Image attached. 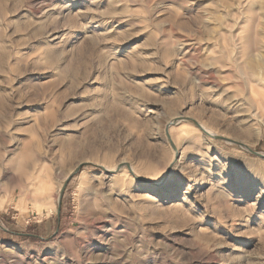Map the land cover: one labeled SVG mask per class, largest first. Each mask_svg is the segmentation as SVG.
I'll return each mask as SVG.
<instances>
[{
  "label": "rangeland",
  "instance_id": "obj_1",
  "mask_svg": "<svg viewBox=\"0 0 264 264\" xmlns=\"http://www.w3.org/2000/svg\"><path fill=\"white\" fill-rule=\"evenodd\" d=\"M263 95L264 0H0V264H264Z\"/></svg>",
  "mask_w": 264,
  "mask_h": 264
},
{
  "label": "bare ground",
  "instance_id": "obj_2",
  "mask_svg": "<svg viewBox=\"0 0 264 264\" xmlns=\"http://www.w3.org/2000/svg\"><path fill=\"white\" fill-rule=\"evenodd\" d=\"M255 49H256V47H255ZM257 52H259V51H257ZM256 52V53H257ZM251 53V52H250ZM250 53H249V55H250ZM253 53V52H252ZM249 55H247V56H249ZM252 55V54H251ZM256 55V54H255ZM252 56H254V55H252ZM246 72V71H245ZM248 73V72H247ZM247 73H245L246 74V76H248L249 77V75L247 74ZM250 80V79H249ZM248 80V81H249ZM254 84H256V83H254ZM258 84V83H257ZM259 103L260 104H264V95L262 96V98L259 100ZM181 117H184V115H181ZM177 118H179V117H177ZM176 119V118H175ZM179 122H181L180 120H178L175 124H178ZM175 124L173 123V120H171L169 123H168V131H169V134H170V138L172 139V128L175 126ZM200 125L202 126V128L204 129V130H206L207 132H209L210 133V137H213L214 135H216L217 133L215 132V131H213L211 128H209L208 126H206V125H204V124H202V123H200ZM199 128V127H198ZM199 129H201V128H199ZM202 130V129H201ZM173 140V139H172ZM178 151V150H177ZM20 159V158H19ZM3 163H4V161H3ZM105 167V166H104ZM78 168V166L75 168V170ZM107 170H110V171H115V168H112V169H110V168H107V167H105ZM17 169V168H16ZM74 170V171H75ZM25 172V171H24ZM131 172H132V174H133V176H135V177H140V175H138L137 174V172L133 169V168H131ZM9 173V172H8ZM11 176V175H10ZM7 179H9L8 177H6ZM14 178V177H13ZM142 178V177H141ZM162 179L163 178H161L160 180H150V179H144V181H139L140 182V184H141V186H143V188L147 191V192H149V193H154V192H156L157 190H158V188L161 186V184H162ZM22 180V179H21ZM86 181H87V179H86V177L83 175L82 177H81V180H80V183L81 184H85L86 183ZM13 184V183H12ZM17 184V183H16ZM64 186V185H63ZM63 188V187H62ZM62 190V189H61Z\"/></svg>",
  "mask_w": 264,
  "mask_h": 264
},
{
  "label": "water",
  "instance_id": "obj_3",
  "mask_svg": "<svg viewBox=\"0 0 264 264\" xmlns=\"http://www.w3.org/2000/svg\"><path fill=\"white\" fill-rule=\"evenodd\" d=\"M178 120H179V118L174 119V120H173V123L175 124ZM193 122L195 123L196 126H198L199 128H201L202 131H203L206 135H208V136L210 135L209 132H207L206 130H204V129L202 128V126L200 125L199 122H197V121H195V120H193ZM166 134H167V136H168V138H169V140H170L171 145L174 146V143L172 142V140H171V138H170V134H169V131H168V127H167V129H166ZM213 137H216V138H224V137H222V136H218V135H214ZM226 139H227V140H230L229 138H226ZM231 141H232V140H231ZM233 142H234V141H233ZM236 143H237V142H236ZM240 144L242 145V143H240ZM245 146L248 147L247 145H245ZM250 150H251V149H250ZM251 151H252L253 153L257 154V155H260V156L264 157V154H262V153H260V152H258V151H254V150H251ZM128 167H129V169L131 170L130 166H128ZM81 168H82V164H80V165L78 166V168L74 171L73 174L79 172V171L81 170ZM73 174H71V175L66 179L65 184H64V186H63V188H62V190H61L60 200H59V206H58V213H60V209H61V198H62V196H63L64 190H65L67 184L69 183L70 179L72 178V175H73Z\"/></svg>",
  "mask_w": 264,
  "mask_h": 264
},
{
  "label": "crops",
  "instance_id": "obj_4",
  "mask_svg": "<svg viewBox=\"0 0 264 264\" xmlns=\"http://www.w3.org/2000/svg\"><path fill=\"white\" fill-rule=\"evenodd\" d=\"M260 145H261V148L264 149V129L262 131V138H261V141H260Z\"/></svg>",
  "mask_w": 264,
  "mask_h": 264
}]
</instances>
